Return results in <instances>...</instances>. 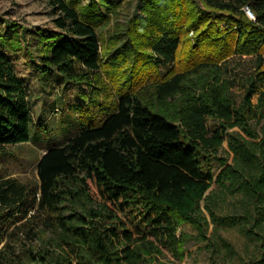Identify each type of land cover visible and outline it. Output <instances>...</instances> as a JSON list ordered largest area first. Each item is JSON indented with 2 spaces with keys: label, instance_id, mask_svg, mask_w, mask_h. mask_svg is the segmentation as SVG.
<instances>
[{
  "label": "trees",
  "instance_id": "trees-1",
  "mask_svg": "<svg viewBox=\"0 0 264 264\" xmlns=\"http://www.w3.org/2000/svg\"><path fill=\"white\" fill-rule=\"evenodd\" d=\"M46 1L55 28L0 21L9 32L20 27L24 46L37 51L38 77L75 85L78 101L87 102L84 84L102 66L90 17L95 1L85 12L77 7L81 0ZM143 1L166 8L175 25L152 45L159 65L169 64L172 73L122 94L99 124H83L46 149L37 162V185L0 181V224L11 216L27 223L42 218L41 227L31 226L40 245H23L22 262L0 249V264H156L163 246L184 254L191 238L208 239L201 201L216 166L228 190L242 193L245 222L258 236L261 255L250 264H264V126L251 124L264 120V0ZM190 30L197 33L196 58L179 70ZM15 49L13 40L0 38V155L5 145L30 140V91L11 57ZM244 54L253 56L248 66ZM225 140L232 163L218 154ZM183 224L197 234H179Z\"/></svg>",
  "mask_w": 264,
  "mask_h": 264
},
{
  "label": "rangeland",
  "instance_id": "rangeland-1",
  "mask_svg": "<svg viewBox=\"0 0 264 264\" xmlns=\"http://www.w3.org/2000/svg\"><path fill=\"white\" fill-rule=\"evenodd\" d=\"M92 1L81 0L77 7L85 12V6ZM94 1L96 6L90 17L100 37L102 66L94 73L90 84H84V98L88 104L84 100L78 101L82 95L75 89V85L61 84L55 79L45 83L44 74L38 77L32 64L36 60L37 51L24 46L20 27L9 32L4 21H0V38H9L15 42L16 49L11 52V57L18 75L28 84L32 108L30 140L3 147L5 153L0 155V181L14 178L21 184L37 185V162L44 149L65 142L83 124L90 121L99 124L105 114L116 106L122 94L164 80L172 73L169 64L159 65L152 49V45L165 30L175 29L166 8L156 9L143 0H112L113 4H117L113 9L107 3L100 5L99 0ZM55 17L46 0H0V19L15 21L27 28H55ZM196 39V32L190 30L184 33L178 54L179 70L188 68L196 58L193 52ZM41 44H37L40 50ZM230 57L235 58V61L238 56L232 54ZM252 57L244 54L241 61L248 66ZM56 77L59 78L58 75ZM233 89L238 91L237 87ZM89 95H92L91 98ZM257 97H254V102ZM78 103L81 105L76 106ZM251 124L260 129L264 126V120L260 123L253 120ZM218 154L227 157L229 163L233 162L234 152L228 140H225ZM222 169L220 166L214 168V180L201 201L209 222L208 239L199 241L191 238L184 245V254L179 255L170 247L163 246V253L156 264H250L260 257L261 248L256 239L258 236L252 233L251 224L245 222L240 201L242 193L228 190L226 183L219 178ZM92 189L98 196L96 188L93 186ZM41 219V215H38L34 223H27L20 216L9 217L0 224V249L14 258L15 262H22L25 259L23 245H40L41 240L34 236L31 226L41 227ZM182 231L197 234V230L189 224H183L178 233Z\"/></svg>",
  "mask_w": 264,
  "mask_h": 264
},
{
  "label": "built area",
  "instance_id": "built-area-1",
  "mask_svg": "<svg viewBox=\"0 0 264 264\" xmlns=\"http://www.w3.org/2000/svg\"><path fill=\"white\" fill-rule=\"evenodd\" d=\"M246 12H247L248 15H250L251 17H254L253 12H252L248 7H246Z\"/></svg>",
  "mask_w": 264,
  "mask_h": 264
},
{
  "label": "crops",
  "instance_id": "crops-1",
  "mask_svg": "<svg viewBox=\"0 0 264 264\" xmlns=\"http://www.w3.org/2000/svg\"><path fill=\"white\" fill-rule=\"evenodd\" d=\"M46 149H44L43 153L45 152Z\"/></svg>",
  "mask_w": 264,
  "mask_h": 264
}]
</instances>
